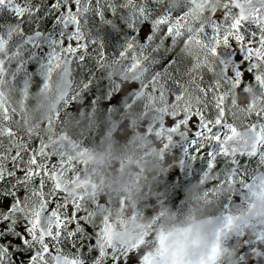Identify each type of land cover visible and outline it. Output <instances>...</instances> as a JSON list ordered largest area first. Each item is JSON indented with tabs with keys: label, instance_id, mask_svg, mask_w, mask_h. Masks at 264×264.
Segmentation results:
<instances>
[{
	"label": "snow or ice",
	"instance_id": "obj_1",
	"mask_svg": "<svg viewBox=\"0 0 264 264\" xmlns=\"http://www.w3.org/2000/svg\"><path fill=\"white\" fill-rule=\"evenodd\" d=\"M29 85L54 94L55 110L22 130L3 96ZM82 98L109 114L138 100L144 115L162 99V148L200 161L226 236L232 202L264 194V0H0V264H183L168 233L145 252L95 222L103 202L87 198L78 167L86 143L48 133ZM237 239L241 264H264V246Z\"/></svg>",
	"mask_w": 264,
	"mask_h": 264
},
{
	"label": "clouds",
	"instance_id": "obj_2",
	"mask_svg": "<svg viewBox=\"0 0 264 264\" xmlns=\"http://www.w3.org/2000/svg\"><path fill=\"white\" fill-rule=\"evenodd\" d=\"M32 90L39 91L35 85ZM51 101H55L52 93L45 107L33 113L23 128L42 127L55 110ZM163 105L164 101L158 100L153 111L144 115L141 103L134 100L115 107L109 114L99 105L91 111L82 98L70 106L71 115L62 128L52 125L48 133L54 135L61 129L67 138L86 143L88 154L78 166L88 188L86 195L103 202L93 218L97 224L111 225L117 244L128 246L140 241L145 252H152L157 247V234L164 232L170 234V251H175L183 264L207 262L209 254L211 264H241L237 237L247 236L250 242L264 246V194H248L243 202H232V224L228 234L219 239L220 204L204 195L213 182L211 177L205 184L199 178L185 183L181 202L163 196L165 202L161 203L162 195L157 189L174 164L171 149L162 148L164 140L156 133ZM56 107H60L59 101ZM50 151H54L51 146Z\"/></svg>",
	"mask_w": 264,
	"mask_h": 264
},
{
	"label": "flooded vegetation",
	"instance_id": "obj_3",
	"mask_svg": "<svg viewBox=\"0 0 264 264\" xmlns=\"http://www.w3.org/2000/svg\"><path fill=\"white\" fill-rule=\"evenodd\" d=\"M5 94L10 96V88L5 90L4 95ZM29 94L30 91H28L25 97H23V99L19 102L22 104L21 108H16L19 114L21 113L22 115H32L41 108L45 107L47 98L42 99L38 96H29ZM180 149L182 153L172 154L174 160L173 169L166 176L164 184L157 189V191L160 192L166 199L170 200H172L173 196L181 194L182 188L185 183L197 179L198 173L201 170L199 168V160L187 161V167L182 165L180 161L185 159L183 149L178 148L176 150L179 151ZM110 231L112 232V229H110Z\"/></svg>",
	"mask_w": 264,
	"mask_h": 264
},
{
	"label": "trees",
	"instance_id": "obj_4",
	"mask_svg": "<svg viewBox=\"0 0 264 264\" xmlns=\"http://www.w3.org/2000/svg\"><path fill=\"white\" fill-rule=\"evenodd\" d=\"M177 2H179V0H177ZM32 87H33V85H29V87H28L27 89H25V91H24V93H23V96H25L26 93H27L28 91H30L29 96H38V97H41L39 91H32V90H31ZM19 98H20V97H19V93L16 91V88H14V87H10V96H8L7 94H5L3 100H4V102H5L6 104L11 105V106H14V107H16V108L19 109V108L22 107V104L19 103V102L21 101ZM237 102L240 103V104L245 103V101H244V99H243L242 97H237ZM234 111H236V110L234 109ZM31 116H32V115H27V114H23V115H22V114L20 113L19 116L17 117V119H18V121H19L18 127H19L20 129L23 130V129H24V128H23V125H24L28 120L31 119ZM243 117H244V113L236 111V117H235L236 119L242 120ZM172 200H174L176 203L181 202V201H180V195H175V196H173V197H172Z\"/></svg>",
	"mask_w": 264,
	"mask_h": 264
},
{
	"label": "rangeland",
	"instance_id": "obj_5",
	"mask_svg": "<svg viewBox=\"0 0 264 264\" xmlns=\"http://www.w3.org/2000/svg\"><path fill=\"white\" fill-rule=\"evenodd\" d=\"M31 90H32V89H31ZM32 91H33V90H32ZM19 97H20L19 99L22 100L23 97H25V96H21V95L19 94ZM44 98H47V97H44ZM175 153L179 154V153H182V152H181V150H179L178 152H176V151H173V152H172V154H175Z\"/></svg>",
	"mask_w": 264,
	"mask_h": 264
}]
</instances>
